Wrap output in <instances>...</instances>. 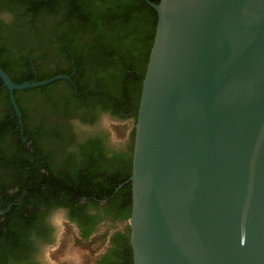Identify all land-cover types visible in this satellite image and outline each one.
<instances>
[{
	"label": "water",
	"instance_id": "obj_1",
	"mask_svg": "<svg viewBox=\"0 0 264 264\" xmlns=\"http://www.w3.org/2000/svg\"><path fill=\"white\" fill-rule=\"evenodd\" d=\"M146 1L158 22L126 181L133 264H264V0ZM72 75L15 83L0 66L21 124L16 90Z\"/></svg>",
	"mask_w": 264,
	"mask_h": 264
},
{
	"label": "trees",
	"instance_id": "obj_2",
	"mask_svg": "<svg viewBox=\"0 0 264 264\" xmlns=\"http://www.w3.org/2000/svg\"><path fill=\"white\" fill-rule=\"evenodd\" d=\"M151 1L158 3L160 0ZM2 9L13 15L14 26H29L32 31L43 36L52 30L60 51L74 63L66 71L48 70L38 78H29L26 73H13L11 65L0 61V66L15 83L72 74L75 70L70 80L59 79L44 86L16 90L15 97L22 113L24 94L36 96L37 93L44 92L54 97L51 92L65 85L70 89L61 95L62 102L66 105L76 99L84 101L83 104L88 107L99 108L97 105L100 104L103 110H110L116 116L133 118L135 125L143 79L158 22L157 11L146 0H0V10ZM29 63L31 71L35 72L38 67L37 59H32ZM52 101L49 98L45 103ZM0 103L5 106L6 111L5 116L0 119V141L7 143L8 133L12 134L15 141L11 152L6 147L4 153H0V211L12 204L10 210L0 216V264H12L17 261L14 254L24 249L21 246L23 240L36 227L33 199L36 188L32 186L34 173L27 169L30 168V158L24 155L31 146L28 147L23 142L18 116L1 77ZM12 127L14 131L10 129ZM32 138L35 136L28 139ZM134 138L135 128L129 151H115L114 161L106 169H99L96 164L107 154L98 142L82 148L81 156L87 161V169L81 174L55 172L53 167L45 165L48 166V174L45 172L42 176L48 178L42 181L43 187L39 185L42 187L39 191L47 190L58 196L69 189L66 194H72L71 197L74 191L79 190L78 197L75 195L66 203L70 206L75 205L80 196L94 199L99 204L109 196L122 195L125 197L124 206L130 212L132 184L125 182L132 174ZM32 149L36 153L41 151L35 143ZM92 183L102 186L95 192L90 190L89 184ZM120 184L123 186L115 193ZM125 217L129 218L130 214ZM128 251V264H132L131 249Z\"/></svg>",
	"mask_w": 264,
	"mask_h": 264
},
{
	"label": "flooded vegetation",
	"instance_id": "obj_3",
	"mask_svg": "<svg viewBox=\"0 0 264 264\" xmlns=\"http://www.w3.org/2000/svg\"><path fill=\"white\" fill-rule=\"evenodd\" d=\"M13 18L8 11L0 10V61L11 65L13 73H26L29 78H38L45 71L57 69L66 71L71 64H74L60 51L52 30L43 36L32 31L29 26H14ZM35 58L38 67L32 72L29 62ZM74 72L75 70L73 74ZM86 76L89 77L88 74ZM67 89L70 90L63 85L53 90L51 94H54V97L39 92L36 96L24 94L22 98L21 106L24 113H22V124L18 117V127L24 137L23 142L26 146H31L24 155L30 158V168L27 169L32 170L35 178L32 180V186L36 188L33 195L36 227L23 240L21 246L24 249L14 254V259L17 261L12 264H52L48 261V256L52 250L60 247L58 241L61 228L59 221L54 219V215L59 212H63L65 216V225L72 226L77 244L89 241L103 242L96 251L92 252L94 256L92 264H128L130 255L128 250L131 249L132 259L133 251L130 244L129 218L125 215L131 214V211L129 212L124 206V196H109L99 204L94 199L80 196L77 203L70 206L66 203L73 199V196L78 197L79 190L74 191L71 197L72 194H66L69 189L58 196L47 190L39 191L44 185L42 181L48 178L42 176V173L48 169L45 165L53 167L55 172L81 174L83 170L86 171L87 161L82 159L81 151L87 145H94L93 142H98L102 150L107 152L106 157L96 163L99 169L108 168V164L114 161L115 151L119 153L129 151L133 129L128 133L127 144L122 146L115 141L112 132L105 125L104 116L108 115L122 122L133 118L116 116L110 110H103L100 104L97 105L99 108L88 107L79 99L66 105L62 102L61 95ZM49 98L53 101L45 103ZM5 114V106L0 103V119ZM10 129L14 131L13 127ZM8 134L9 143L0 141L2 154L6 147H9L8 150L11 152L15 145L12 134ZM34 136L35 138L28 139ZM34 143L41 150L38 153L32 149ZM40 184L42 187H39ZM101 186L99 183L89 184L90 190L95 192ZM120 187H117L115 193Z\"/></svg>",
	"mask_w": 264,
	"mask_h": 264
},
{
	"label": "rangeland",
	"instance_id": "obj_4",
	"mask_svg": "<svg viewBox=\"0 0 264 264\" xmlns=\"http://www.w3.org/2000/svg\"><path fill=\"white\" fill-rule=\"evenodd\" d=\"M104 117L106 118L105 125L108 126L109 130L112 132L115 141L122 146L126 145L128 133L135 127L133 119H127L122 122L108 115ZM62 213L63 212H59L54 215V219L59 221L58 224L61 228V235L58 241L60 247L58 246L59 248L56 247L51 251L52 253L49 254L48 261L52 264H92L94 258L92 252L96 251L103 242L97 241L95 243L89 241L80 242L81 245L77 244L75 242L77 237L74 234L72 226L65 225L66 220Z\"/></svg>",
	"mask_w": 264,
	"mask_h": 264
}]
</instances>
